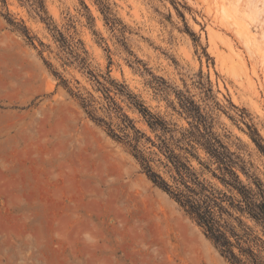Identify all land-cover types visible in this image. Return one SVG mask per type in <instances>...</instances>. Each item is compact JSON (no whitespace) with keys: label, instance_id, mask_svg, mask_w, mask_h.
<instances>
[{"label":"rangeland","instance_id":"374dc122","mask_svg":"<svg viewBox=\"0 0 264 264\" xmlns=\"http://www.w3.org/2000/svg\"><path fill=\"white\" fill-rule=\"evenodd\" d=\"M42 3L50 27L39 0H0V264H230L53 70L100 106L101 93L74 57L79 53L101 80L109 70L178 128L189 126L179 113L181 93L189 95L264 182V154L248 128L264 140V0ZM52 25L70 47L60 45ZM97 114L117 130L114 115Z\"/></svg>","mask_w":264,"mask_h":264},{"label":"trees","instance_id":"16d2710c","mask_svg":"<svg viewBox=\"0 0 264 264\" xmlns=\"http://www.w3.org/2000/svg\"><path fill=\"white\" fill-rule=\"evenodd\" d=\"M99 5L106 22L113 23L109 6L103 1ZM37 8L41 20L50 27L42 0ZM7 20L14 23L9 17ZM22 28L27 34L25 27ZM52 29L57 31L54 37L60 45L70 47L54 25ZM74 57L101 93L103 102H99L100 106H95L92 94L82 96L73 92L66 79L55 70L53 73L79 100L88 117L130 150L147 178L196 222L230 264H264V182L251 171V165L248 166L213 131L211 121L194 99L181 93L179 113L185 115L189 126L178 128L175 123L152 112L124 82L113 79L109 70L106 75H101V80L87 68L84 56L75 53ZM112 91L140 114L154 137L136 126ZM99 109L106 116L114 115L118 119L117 130L104 115L97 114ZM248 128L251 139L264 154V140L255 127L248 125Z\"/></svg>","mask_w":264,"mask_h":264},{"label":"bare ground","instance_id":"6f19581e","mask_svg":"<svg viewBox=\"0 0 264 264\" xmlns=\"http://www.w3.org/2000/svg\"><path fill=\"white\" fill-rule=\"evenodd\" d=\"M220 11L222 12L223 10H220ZM223 12H224V11H223ZM223 12H222V13H223ZM245 32H246L245 29H244V30H240V33H239V34H243V35L245 36V37H244L245 39H243V38H242V39H243V40H246V42H247V40H248L249 37L247 36L248 34L246 35ZM243 35H241V36H243ZM245 44H246V43H245ZM246 45H247V44H246ZM147 181L150 183V181H149L148 179H147ZM165 196H166V194H165ZM173 202H174V201H173ZM175 204H176V203H175ZM177 206H178V205H177Z\"/></svg>","mask_w":264,"mask_h":264}]
</instances>
